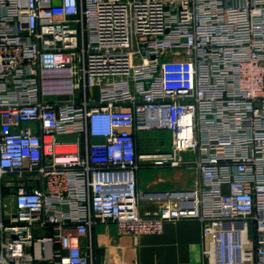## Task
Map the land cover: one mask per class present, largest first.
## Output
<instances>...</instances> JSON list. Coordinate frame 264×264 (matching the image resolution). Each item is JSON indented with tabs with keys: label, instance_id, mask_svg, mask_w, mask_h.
<instances>
[{
	"label": "built area",
	"instance_id": "obj_1",
	"mask_svg": "<svg viewBox=\"0 0 264 264\" xmlns=\"http://www.w3.org/2000/svg\"><path fill=\"white\" fill-rule=\"evenodd\" d=\"M151 130L168 152L138 151ZM143 167L196 185L140 192ZM182 221L203 264H264V0H0V264Z\"/></svg>",
	"mask_w": 264,
	"mask_h": 264
},
{
	"label": "crops",
	"instance_id": "obj_2",
	"mask_svg": "<svg viewBox=\"0 0 264 264\" xmlns=\"http://www.w3.org/2000/svg\"><path fill=\"white\" fill-rule=\"evenodd\" d=\"M197 177L194 168L143 167L137 172V187L140 192L187 190L195 187ZM157 207L156 203H140L143 214L153 213ZM91 236L93 264H203L201 231L196 221L165 223L161 234L138 240L118 236L112 224H96Z\"/></svg>",
	"mask_w": 264,
	"mask_h": 264
},
{
	"label": "rangeland",
	"instance_id": "obj_3",
	"mask_svg": "<svg viewBox=\"0 0 264 264\" xmlns=\"http://www.w3.org/2000/svg\"><path fill=\"white\" fill-rule=\"evenodd\" d=\"M139 143L138 149L140 152L149 151H162L168 152L171 145V134L165 130H151L147 132H141L138 135ZM72 138H58V141H71ZM185 160H193L192 158L183 155Z\"/></svg>",
	"mask_w": 264,
	"mask_h": 264
}]
</instances>
